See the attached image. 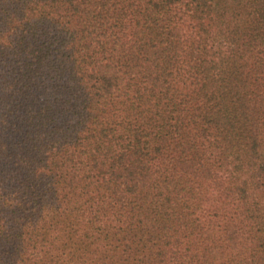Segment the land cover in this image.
<instances>
[{
  "label": "trees",
  "instance_id": "16d2710c",
  "mask_svg": "<svg viewBox=\"0 0 264 264\" xmlns=\"http://www.w3.org/2000/svg\"><path fill=\"white\" fill-rule=\"evenodd\" d=\"M0 264H264V0H0Z\"/></svg>",
  "mask_w": 264,
  "mask_h": 264
}]
</instances>
